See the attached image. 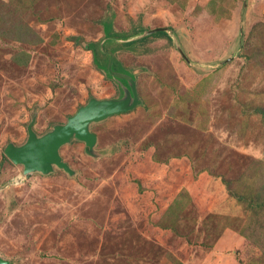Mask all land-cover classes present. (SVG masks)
<instances>
[{"label": "rangeland", "instance_id": "rangeland-1", "mask_svg": "<svg viewBox=\"0 0 264 264\" xmlns=\"http://www.w3.org/2000/svg\"><path fill=\"white\" fill-rule=\"evenodd\" d=\"M103 47L140 104L91 124L96 155L61 147L74 175H27L5 148L30 124L123 96ZM0 257L264 264V0H0Z\"/></svg>", "mask_w": 264, "mask_h": 264}, {"label": "water", "instance_id": "water-1", "mask_svg": "<svg viewBox=\"0 0 264 264\" xmlns=\"http://www.w3.org/2000/svg\"><path fill=\"white\" fill-rule=\"evenodd\" d=\"M158 31H166V28H155L146 34L149 35ZM110 54L111 59L107 72L122 85L123 96L116 99L92 97L87 104L69 116L67 122L54 126L51 131L42 136L37 135L33 129V124H30L28 127L29 136L24 144L9 143L5 148L7 156L14 163L22 164L27 175L33 172L50 174L54 172L55 167L62 168L70 175H74V169L64 161L60 154L61 147L76 138L85 142L87 153L96 155L95 146L98 138L96 133L91 130V124L112 115L131 111L140 104L136 75L131 71V73H126L114 70L115 58L112 53ZM8 263V260L0 257V264Z\"/></svg>", "mask_w": 264, "mask_h": 264}, {"label": "trees", "instance_id": "trees-1", "mask_svg": "<svg viewBox=\"0 0 264 264\" xmlns=\"http://www.w3.org/2000/svg\"><path fill=\"white\" fill-rule=\"evenodd\" d=\"M104 26H105V33H106V37H105V39H109V38H112V41L113 42H115L117 39H119V38H123L124 37V35H121L120 33H118V32H115L114 30H113V25H112V21L110 20V21H107L105 24H104ZM160 34H166L167 35V32L166 31H158V32H155L153 35H160ZM119 36V37H118ZM98 44L99 43H90L89 44V48L92 50V48H94V49H96L97 47H98ZM93 52V51H92ZM103 52L105 53V60H106V66H102V64H100V62H98L97 60H96V58L94 57V61H95V63H96V65H97V67H99V68H101V69H104V70H106L107 71V66H108V63H109V61H110V59H111V54L110 53H107L106 52V50L104 49V47H103ZM95 55V52H93V56ZM114 62H117V68H118V71H120V72H126V73H128V72H130V71H128L127 69H125L123 66H121V64L116 60V59H114ZM114 62H113V69L114 70H116L115 68H114ZM107 73V75L108 76H110L109 74H108V72H106ZM131 73V72H130ZM126 82V81H125Z\"/></svg>", "mask_w": 264, "mask_h": 264}]
</instances>
